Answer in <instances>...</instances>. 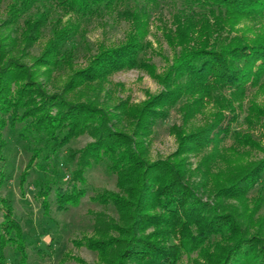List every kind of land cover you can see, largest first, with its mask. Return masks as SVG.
I'll return each mask as SVG.
<instances>
[{"label": "trees", "instance_id": "16d2710c", "mask_svg": "<svg viewBox=\"0 0 264 264\" xmlns=\"http://www.w3.org/2000/svg\"><path fill=\"white\" fill-rule=\"evenodd\" d=\"M38 0H19L9 9V24L18 20ZM66 13L84 18L103 9L114 11L127 1L140 2V8L125 10L123 18L130 23L124 41L115 46L97 48L87 59L84 69L74 73L64 91L103 85L119 72L142 70L163 85L164 91L140 105L120 102L113 108L91 101L73 102L62 94H49L38 82V71L52 73L61 61L63 44L77 29L53 26L51 40L32 66L23 64L13 55L20 42L25 47L38 40L42 21L37 18L24 22L19 40L0 39V164L3 162L5 141L3 130L23 124L21 136L42 143L34 149L19 179L21 196L28 172L37 160L48 159L72 140L89 135L92 141L83 149L70 153L76 160L70 189H55V208L64 211L77 207L86 195L84 173L93 165L105 162L106 170L116 177L117 192L102 191L91 200L112 205L119 215V224L109 225L100 214L95 215L94 236L74 241L78 247L97 254L100 264H181L183 254L196 253L201 264H264V217L254 221L256 209L246 207L241 213L226 211L223 199L243 203L248 192L264 172V157L257 163L238 169L226 183L217 182L215 194L219 205L203 203L189 187L185 156L201 154L217 147L228 135L235 119L234 103L246 98L251 85L264 75V31L247 36L235 26L242 20H263L264 0H182L187 5L202 8L197 15H176L172 28L163 37L175 51L164 74L157 76L153 65L141 53L151 47L147 8L158 0H53ZM59 27V28H58ZM21 37V38H20ZM178 49V51H176ZM264 84L258 88L264 93ZM263 86V88H262ZM224 91H228L226 96ZM183 123L202 113L205 104L213 102L218 111L213 122L195 132L176 130L177 150L172 159L150 161L143 145L154 122L166 117L179 101ZM249 116L259 119L264 105H249ZM240 138V137H239ZM238 138V139H239ZM240 146L259 148L250 137L240 138ZM238 155L234 148L228 149ZM238 151V149H237ZM210 164L209 158L204 160ZM3 176L0 175V187ZM51 188H39L45 214ZM227 208V207H226ZM256 210V211H255ZM0 264H5V248L13 246L19 254V264H25L24 238L19 221L14 216L12 201L0 198ZM77 264L84 262L75 258Z\"/></svg>", "mask_w": 264, "mask_h": 264}, {"label": "rangeland", "instance_id": "374dc122", "mask_svg": "<svg viewBox=\"0 0 264 264\" xmlns=\"http://www.w3.org/2000/svg\"><path fill=\"white\" fill-rule=\"evenodd\" d=\"M18 1L0 0V39L6 37L19 40L25 21L37 18L42 21L38 40L25 47L20 42L18 52H13L15 57L29 67L41 57L46 43L51 40L55 24H58L60 28L77 29V33L67 40L61 49V54L67 62L64 64L61 61L60 66L49 74H44V68L38 71L37 80L49 94H62L65 99L73 102L91 101L102 107L113 108L120 102H126L127 105H140L165 90L163 85L147 72L129 70L113 74L103 85L82 87L72 92L64 91L74 73L86 67L87 59L96 53L98 47L115 46L124 41L130 30V23L123 18V12L140 8L142 6L140 2L127 1L114 11L95 10L93 14L80 18L74 13L64 12L53 0H38L16 24H9L7 22L9 9ZM147 11L149 34L146 41L151 47L145 49L140 56L145 57L148 63L154 66L157 76H161L171 64L175 54L164 40V31L173 29L172 21L176 15H197L203 10L195 5H187L182 0H158L157 5L148 7ZM235 29L247 36H254L264 31V19L242 20ZM261 84H264V75L259 76L254 85L249 87L246 98L241 103L233 104L235 109L233 115L230 111H224L227 117L235 120L230 125L228 135L217 147L219 153L216 158H213L214 160L210 159L215 157L211 156L214 149L211 151L209 148L201 154L191 153L185 156L186 181L203 203L219 205L220 199L215 194L216 183H226L238 169L257 163L264 157V115L259 119L251 118L248 111L249 105L253 102L260 106L264 105V93L258 90ZM224 94L228 96L229 92L224 91ZM183 102V100L179 101L168 111L165 118L154 122L150 135L143 140L150 161L172 159L171 156L178 146L176 130L191 133L202 129L213 122L212 114L218 111V107L213 102L207 103L202 113L183 123L182 114L179 111ZM23 126L18 124L12 129L6 127L3 130L5 147L4 160L0 164V175L3 176L0 198L8 197L12 201L14 216L22 228L27 255L25 264H77L75 258L81 259L84 264H100L96 253L85 247H78L73 242L95 237L96 214L103 216L102 219L109 225L119 224V215L112 205H101L91 200L98 192H117L115 175L107 172L105 162L93 165L84 173L86 195L79 205L68 207L64 211L56 210L55 189H70L72 172L76 168V160L70 159V153L83 149L92 141V138L86 134L72 140L58 154L51 155L48 159H44L42 154V159L37 160V165L41 167L34 166L28 172L24 195L21 196L20 175L33 150L42 146V143L33 138H22ZM246 136L259 145V148L244 146L236 148L239 139H245ZM230 148H234L238 155L232 154L228 150ZM207 158L210 164L204 161ZM45 185L51 188L47 198L49 209L46 214L42 208V199L37 196L39 188ZM259 199H262L263 203L261 206L259 203L258 211L255 210L254 221H261L264 217V172L248 192L243 203L233 199H223L221 207L226 211L242 215L246 207L249 210L256 209L255 205ZM262 233L264 234V230ZM4 254L5 264H19L20 256L13 246L6 247ZM201 263L202 259L196 253L189 256L183 254L181 257V264Z\"/></svg>", "mask_w": 264, "mask_h": 264}]
</instances>
